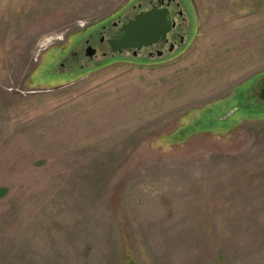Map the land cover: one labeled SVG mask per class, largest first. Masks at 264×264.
<instances>
[{"label":"rangeland","instance_id":"1","mask_svg":"<svg viewBox=\"0 0 264 264\" xmlns=\"http://www.w3.org/2000/svg\"><path fill=\"white\" fill-rule=\"evenodd\" d=\"M140 1L0 0V264H264V0L72 64Z\"/></svg>","mask_w":264,"mask_h":264},{"label":"flooded vegetation","instance_id":"2","mask_svg":"<svg viewBox=\"0 0 264 264\" xmlns=\"http://www.w3.org/2000/svg\"><path fill=\"white\" fill-rule=\"evenodd\" d=\"M151 11L166 13V21L169 23V30L166 33L164 39H159L157 42L150 46L142 47L139 50H119L116 49L115 43L123 35V27L128 22L135 19L136 16L149 13ZM188 23L182 11L179 0H141L134 5L128 13L123 16H119L118 19L111 24L102 25L97 32V35H89L83 42V46L73 52L72 64L83 55L85 64L89 61L95 60L98 56L103 59L109 55L114 57L116 55L128 56L133 59L146 57L150 60L163 58L167 54H173L179 50L185 42V36L187 34ZM99 37V38H98ZM115 50V51H113ZM68 59L65 58L60 63V68H67ZM71 64V63H70Z\"/></svg>","mask_w":264,"mask_h":264},{"label":"water","instance_id":"3","mask_svg":"<svg viewBox=\"0 0 264 264\" xmlns=\"http://www.w3.org/2000/svg\"><path fill=\"white\" fill-rule=\"evenodd\" d=\"M164 12L151 11L135 17L123 27V35L115 43L116 49L121 50L147 47L164 39L169 30V23L166 21ZM115 51V50H113ZM260 99L264 100V78L262 80V89Z\"/></svg>","mask_w":264,"mask_h":264}]
</instances>
